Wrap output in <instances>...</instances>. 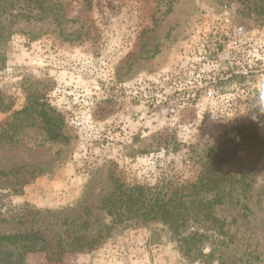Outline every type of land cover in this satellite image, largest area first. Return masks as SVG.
Listing matches in <instances>:
<instances>
[{"label":"rangeland","instance_id":"obj_1","mask_svg":"<svg viewBox=\"0 0 264 264\" xmlns=\"http://www.w3.org/2000/svg\"><path fill=\"white\" fill-rule=\"evenodd\" d=\"M47 1L0 0V132L35 106L0 141V236L38 235L0 254L10 264H264V0ZM36 101L62 118V137L42 126ZM223 159L230 181L204 201L221 200L225 235L206 222L179 236L158 220L107 221L116 181L184 190Z\"/></svg>","mask_w":264,"mask_h":264},{"label":"trees","instance_id":"obj_2","mask_svg":"<svg viewBox=\"0 0 264 264\" xmlns=\"http://www.w3.org/2000/svg\"><path fill=\"white\" fill-rule=\"evenodd\" d=\"M47 2V0H29V3H42L40 5L42 8H45L44 5ZM36 105V108L38 105L42 107V111L39 112L37 118L41 117L43 121L42 126H45L51 138L56 140L62 137V118L55 115L54 109L48 107L50 108V112L53 113L52 117H50L44 110L46 105L39 104L37 101ZM34 107L29 103L24 110L14 113L12 121L5 125L7 128L1 127L4 129L0 132V141H4L6 138L13 139L17 131L24 127L22 125V119H18V116L24 112L28 114V111ZM28 116L31 115L28 114ZM246 140L244 134L240 136V143L237 147ZM233 156L234 152L227 157L228 160ZM226 159L220 161L214 173L211 174L208 171L202 173L195 183L183 188L184 190L175 188L170 191L167 186L145 187L125 185L116 181L114 192L103 202L107 214V221L112 225H118L130 219H139L141 221L158 220L165 223L173 231V234L175 233L179 236H182L184 233L181 230L182 224L193 223L199 225L198 223L206 222L218 225L220 222L215 217L213 205L215 203L218 204L221 200L204 201V194L208 195L216 190L220 191L225 186L224 183L226 184L230 181V178H228L229 175L223 172V164L227 161ZM241 185L244 189H247L249 186L246 183H242ZM199 206L203 208L200 209ZM204 226L207 225L204 224ZM217 231L219 234L225 235L222 225H218ZM197 236L203 237L204 235L200 230H197L183 236L182 239L189 241L197 239ZM25 239L27 241L28 239H31L30 241H37L38 235L36 232H31L27 235L12 234L9 236H0V245L6 243L7 245L14 246L22 243ZM0 264H10L7 261L6 255L0 254Z\"/></svg>","mask_w":264,"mask_h":264},{"label":"built area","instance_id":"obj_3","mask_svg":"<svg viewBox=\"0 0 264 264\" xmlns=\"http://www.w3.org/2000/svg\"><path fill=\"white\" fill-rule=\"evenodd\" d=\"M244 36H246V30L242 26H236L231 31V39H233V40H240Z\"/></svg>","mask_w":264,"mask_h":264},{"label":"clouds","instance_id":"obj_4","mask_svg":"<svg viewBox=\"0 0 264 264\" xmlns=\"http://www.w3.org/2000/svg\"><path fill=\"white\" fill-rule=\"evenodd\" d=\"M256 117H253V119H255Z\"/></svg>","mask_w":264,"mask_h":264}]
</instances>
